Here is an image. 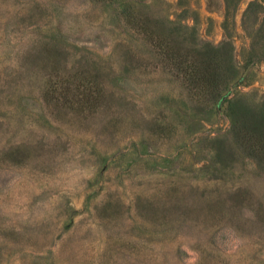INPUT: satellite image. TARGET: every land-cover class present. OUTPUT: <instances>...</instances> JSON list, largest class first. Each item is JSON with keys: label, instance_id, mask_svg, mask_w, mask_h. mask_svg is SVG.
Masks as SVG:
<instances>
[{"label": "rangeland", "instance_id": "rangeland-1", "mask_svg": "<svg viewBox=\"0 0 264 264\" xmlns=\"http://www.w3.org/2000/svg\"><path fill=\"white\" fill-rule=\"evenodd\" d=\"M0 264H264V0H0Z\"/></svg>", "mask_w": 264, "mask_h": 264}]
</instances>
